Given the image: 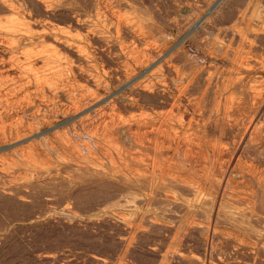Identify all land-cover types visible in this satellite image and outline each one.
Masks as SVG:
<instances>
[{"label":"bare ground","instance_id":"1","mask_svg":"<svg viewBox=\"0 0 264 264\" xmlns=\"http://www.w3.org/2000/svg\"><path fill=\"white\" fill-rule=\"evenodd\" d=\"M142 1L0 0L1 192L56 156L122 188L101 205L121 253L96 263L264 264V20L210 0L183 31Z\"/></svg>","mask_w":264,"mask_h":264},{"label":"rangeland","instance_id":"2","mask_svg":"<svg viewBox=\"0 0 264 264\" xmlns=\"http://www.w3.org/2000/svg\"><path fill=\"white\" fill-rule=\"evenodd\" d=\"M202 1L143 0L142 2L149 4L151 13L148 18L155 20V23L161 26L169 25L177 22L178 19L179 26L184 27L179 28L186 31L188 25L194 24L198 18L207 17L209 2L212 0H204L203 3ZM220 2L219 7H222L218 8V14L215 13L219 18L216 16L217 21L214 17L212 18L214 20L211 19L218 24L225 22L231 25L239 21L264 20V0H220ZM184 4L186 5L183 6ZM195 11L198 13L196 14ZM216 23L213 29H200L202 32L200 30L196 32L199 35L201 33V37L206 35L212 37L219 28ZM206 30H208L207 34ZM105 63L112 65L108 60L102 64ZM42 165L46 173L32 187H21L3 194L1 190L10 184L0 182V264H98L93 257L100 255L112 259L119 257L121 231L110 221H105L107 215L101 205L108 197L121 193V186L114 181L86 180L73 176L71 170L63 167L56 156H52ZM102 165L106 168L110 167L107 162H102ZM14 183L22 184L24 181L18 180ZM68 206L70 209L67 208ZM74 213L82 215H78L77 218ZM162 236L163 234L159 232L149 234L134 250V257L153 262L152 257L149 258V255L145 254L144 245L161 241L162 239L159 238ZM196 241L195 238L192 239V243Z\"/></svg>","mask_w":264,"mask_h":264}]
</instances>
